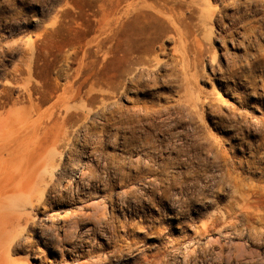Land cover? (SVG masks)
<instances>
[{"label": "rangeland", "instance_id": "374dc122", "mask_svg": "<svg viewBox=\"0 0 264 264\" xmlns=\"http://www.w3.org/2000/svg\"><path fill=\"white\" fill-rule=\"evenodd\" d=\"M124 51L159 63L103 107ZM198 89L211 106L184 104ZM11 107L31 144L73 114L54 172L72 190L18 206L11 264H264V0H0Z\"/></svg>", "mask_w": 264, "mask_h": 264}, {"label": "bare ground", "instance_id": "6f19581e", "mask_svg": "<svg viewBox=\"0 0 264 264\" xmlns=\"http://www.w3.org/2000/svg\"><path fill=\"white\" fill-rule=\"evenodd\" d=\"M156 10L162 14L161 9ZM118 18L119 17L108 18L103 23L101 28L102 32L106 30L107 27L113 26ZM95 40L96 43H98L97 46H102V41L99 42L97 37ZM103 52L105 54L109 53L106 48L103 49ZM94 61L93 58L92 62L94 63ZM122 62L123 64L118 69V82L111 85V90H107L102 97L103 107H114L115 105L109 102V95L115 92L123 93L127 90L129 83L132 84L138 77L148 76V68L150 65H152L153 62L158 64L159 60L156 54L148 57H129L128 51H124ZM212 68L213 65L211 66V69ZM28 96L30 98L31 92H28ZM71 97V93L68 95L63 93L62 95V98L69 99ZM30 103H33V101L30 100ZM184 104L188 107H204L211 106L212 101L209 100L208 92L205 93L201 89H198L195 95L192 96L191 101H187V103L184 102ZM65 108L66 114L68 115L71 107ZM23 111V109L17 110L11 107L4 116H0V264H11L9 258L10 249H12L14 242H16V244L19 243L17 237H19L22 234V230L28 226L29 217L24 209L18 206H23L24 208L28 203L33 206L35 199V194L33 193L35 190H45L48 187L55 189L56 187L64 185H61L64 179L62 174L55 176L54 172L55 166L57 165V155L59 152H62V149L59 150V148L63 147L65 149L67 145L64 144L69 143L67 141V130L64 129L63 125L64 118L68 116L64 115L62 121H59V116H57L56 119L54 118L51 136L46 143L37 142L31 144L28 142V131L26 132L23 128L19 129L20 127H17L18 118L22 117ZM69 116L73 118V114H69ZM14 120L16 121V125H14ZM30 153H32L31 162L27 160V156L30 155ZM4 154H6V156H4ZM90 156L91 152L88 153L87 157ZM46 174L49 176L46 177ZM82 176H84V174ZM82 176H78L76 179L77 183ZM72 187L73 174L67 178L64 189L65 191H69L72 190ZM93 204V202L84 203L83 209L85 210H83V214L89 219L90 226L94 227L104 218V214L100 213L96 217H92L93 214H91V209L93 208ZM66 216H68V213L64 216L65 220H67ZM68 237L69 233L66 234V239Z\"/></svg>", "mask_w": 264, "mask_h": 264}]
</instances>
